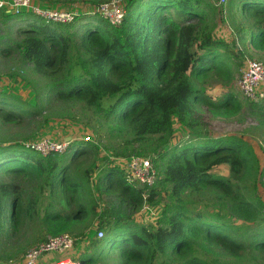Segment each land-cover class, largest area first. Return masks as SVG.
Wrapping results in <instances>:
<instances>
[{"label": "trees", "instance_id": "trees-1", "mask_svg": "<svg viewBox=\"0 0 264 264\" xmlns=\"http://www.w3.org/2000/svg\"><path fill=\"white\" fill-rule=\"evenodd\" d=\"M229 3L249 20L241 22L231 42L214 36L218 9L210 0H127L117 26L87 13L70 24L46 23L26 12L7 15L20 21L16 29L23 37L1 51L18 52L40 76H62L45 95L82 103L93 115V121L85 122L93 138H73L68 148L75 163L90 160L84 169L63 166L65 153L35 155L16 141L0 142L4 174L39 180L51 195L58 194L56 207L47 205L46 235L73 233L92 216L95 234L89 245L107 247L117 264H239L247 251L252 264H264V202L256 192V177L264 171L242 135L214 136L209 129L211 118H228L241 103L232 92L215 99L200 87L211 78L231 83L244 50L264 54V0ZM86 19L91 20L83 23ZM71 64L77 71L65 73ZM249 102L264 115V105ZM37 116L34 107L0 94L3 124ZM176 124L186 136L171 144ZM102 140L110 144L100 156ZM131 155L151 158L158 173L154 186H139L113 163L112 158ZM92 165L100 168L94 181ZM220 165L228 167V176L213 171ZM86 193L97 198L86 199ZM197 202H204V208H197ZM35 203L33 198L24 202L18 183L0 180L1 236L9 237L8 227L15 232L17 219H31ZM145 203L161 204L155 222L138 220ZM225 209L255 228H234L225 220ZM99 230L104 237H97ZM84 235L75 233L73 240ZM24 253L25 247L5 258L0 254V264H13L8 261L21 260ZM78 261L97 264L98 258L85 252Z\"/></svg>", "mask_w": 264, "mask_h": 264}, {"label": "rangeland", "instance_id": "rangeland-1", "mask_svg": "<svg viewBox=\"0 0 264 264\" xmlns=\"http://www.w3.org/2000/svg\"><path fill=\"white\" fill-rule=\"evenodd\" d=\"M111 1L119 0H34L35 3L44 8L78 14H88L90 12L94 13L95 7L99 3ZM120 1L124 5L127 0ZM210 1L218 9L216 13V28L214 30V36L223 40L226 38L229 40L230 37H235L238 32L237 28L238 26H241V22L244 21V24L249 23V20L244 19L243 13L239 9L234 10V8H231L229 0H226L224 4H219V0ZM8 14H13V12L5 11L3 9L0 10V94L5 95L8 98L20 100V102H23L25 106L30 108L34 107L38 112V116L32 121L25 119L22 123L18 124H3L0 122V142H3L2 144L8 145L13 141H16L23 146L24 143L43 139L59 141L66 139L67 137H83L86 139V137L89 136L93 138L91 129L89 126L85 125L86 120L93 121L91 110L85 108L82 103H64L56 100L52 95H45L48 91V88H50L54 82L61 80L62 76H57L54 79L40 76L33 72L31 64L22 61L18 52L12 50L10 54H5L1 51V48L6 46V44L7 46H12L13 42L18 41L23 37L17 33L16 29L22 24L18 20L9 19L7 17ZM90 20L91 19H86L83 21V23L89 22ZM227 20L230 21L232 29L235 31L234 36L230 34V31L227 28ZM241 35L243 36V33L240 34V36ZM240 55L241 65L240 68L235 72L231 83L225 85L217 82L215 78H211L206 84L200 87L206 94L212 96L215 99L220 98L223 94L228 92H232L237 96L239 102L241 103V109L236 114L228 118H211L209 125L210 132L214 136L242 135L246 142L249 143L255 151L259 160L260 170L264 171V115L253 110V107L250 106V102L243 98L237 86V81L245 60V56H249L264 62V54L244 50ZM76 71V68L71 64V66L65 70V73L72 74ZM193 83L195 86L199 87L196 82ZM255 103L264 105V100ZM174 131L175 137L171 144L185 139L186 131H184L179 124L174 126ZM102 141L103 142H99L100 147H102L100 148V156H103L109 152L106 144H110V141ZM34 153H36L35 155L38 154L37 152ZM72 153V151H66L64 158H62L61 161L63 166L67 165L72 169L76 166H79L81 169H84L89 165V159L81 164L75 163V161L78 159H71ZM146 158L151 159L149 156ZM113 163L116 164V161L114 160ZM98 166H101V162H98ZM91 168H93V165ZM5 169L6 167L0 169V180H12L18 183L19 187L22 189L24 202H26L28 198H33L36 203L31 219L24 221L19 218L16 220L18 226L15 227V232H12V229L8 227V224L5 225L6 228L8 227L7 233H9V237H7L5 234L1 236L3 232L0 234V254L3 256V258L6 256L5 253L11 250L14 252L18 249L20 250L22 247H25V251L28 250L41 239L42 235H46L44 223L48 209L47 205L49 202H51L53 206L56 207V199L58 198L57 192L52 195L49 193L50 188L47 186V184H42L41 187L40 184L43 182L39 180H29L26 177H16L10 174H4ZM99 169H92L93 181L98 176ZM213 171L224 176L229 175L228 167L226 165L214 167ZM251 182L252 180L249 179L245 183V187H251ZM256 186V192L264 202L263 173L261 175H257ZM85 196L86 199L97 198L96 193H94V195L86 193ZM105 198L108 199V197ZM101 204L102 203H100V207L97 209V212L100 211ZM146 205H148V207L142 208L140 210L138 214V220H140V218H147L148 221L155 222L160 214L161 204H156V206L153 207L147 203ZM206 205L209 206L207 209L210 211L215 209L212 205ZM196 207L199 209L204 208V202H197ZM223 214L225 216V220L230 222L234 228H238V230L242 231L247 227H252L253 229L255 228V224L236 220L230 216L226 209L224 210ZM94 223L95 222L92 220V216H89L86 220H82V222L75 226L73 233L64 232L72 237L75 235V233L79 232H82L85 235L78 237L76 241L73 242L72 247L64 253H53L47 258L44 256L40 260V264L52 263L61 259L78 261V258L81 256V254H84L85 252L93 253L95 256H97V264H117L115 256L113 254L108 255L109 250L107 247H104L103 250H99L89 245L90 240H92L95 234ZM255 255L256 258H259V254L255 253ZM260 259L262 258L260 257L259 260ZM230 260L233 261V258ZM237 262L239 264H252L253 258L250 255V251H247L241 259L237 260ZM8 263H18V260L16 257H13L8 261Z\"/></svg>", "mask_w": 264, "mask_h": 264}, {"label": "built area", "instance_id": "built-area-1", "mask_svg": "<svg viewBox=\"0 0 264 264\" xmlns=\"http://www.w3.org/2000/svg\"><path fill=\"white\" fill-rule=\"evenodd\" d=\"M226 0H219V4H224ZM0 9L11 11L13 13L26 12L36 18L46 22L55 24H70L73 22L78 13L64 12L53 10L39 6L34 0H0ZM103 19H106L111 25L120 24L124 15V5L119 1L101 2L94 10V13ZM226 25L230 34L235 35L230 21H226ZM237 39V35L233 37ZM237 86L243 98L248 101L258 102L264 100V62L258 59L245 56L243 66L237 81ZM88 139V137H86ZM69 141L62 139L59 141L37 140L24 143L26 149L32 150L46 156L50 153L63 154L68 151ZM120 167L124 168L131 178L139 185L147 189L154 186L158 180L157 170L154 168L151 159L140 156L131 155L130 157L112 158ZM148 207L146 203L142 208ZM141 208V209H142ZM141 221H148L147 218H140ZM103 230L97 231V237H103ZM73 237L67 233H59L56 235H47L44 239L38 241L25 251L21 260L17 264H40V260L48 254H62L69 250L73 245ZM54 264H81L79 261H71L70 259H61Z\"/></svg>", "mask_w": 264, "mask_h": 264}, {"label": "crops", "instance_id": "crops-1", "mask_svg": "<svg viewBox=\"0 0 264 264\" xmlns=\"http://www.w3.org/2000/svg\"><path fill=\"white\" fill-rule=\"evenodd\" d=\"M224 40H226L227 42H230L231 40H233V38L232 37H230V39L228 40L227 38L226 39H224ZM253 51V50H252ZM251 51V52H252ZM221 166V165H220ZM52 254H48L47 256H45V258H47V257H49V256H51ZM55 262V261H54ZM54 262H52V263H54ZM52 263H47V264H52Z\"/></svg>", "mask_w": 264, "mask_h": 264}, {"label": "water", "instance_id": "water-1", "mask_svg": "<svg viewBox=\"0 0 264 264\" xmlns=\"http://www.w3.org/2000/svg\"><path fill=\"white\" fill-rule=\"evenodd\" d=\"M66 139L70 142L73 138L67 137Z\"/></svg>", "mask_w": 264, "mask_h": 264}]
</instances>
